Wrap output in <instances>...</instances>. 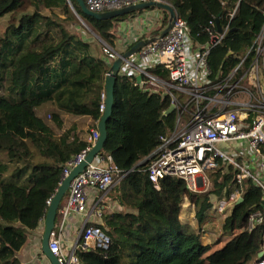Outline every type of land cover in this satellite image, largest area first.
Returning <instances> with one entry per match:
<instances>
[{
  "label": "trees",
  "instance_id": "trees-1",
  "mask_svg": "<svg viewBox=\"0 0 264 264\" xmlns=\"http://www.w3.org/2000/svg\"><path fill=\"white\" fill-rule=\"evenodd\" d=\"M157 1L175 9L198 48L210 45L219 30L224 34L207 58L212 85L222 83L246 55L237 77L250 70L255 54L248 52L264 27V0ZM163 13L166 24L169 14ZM79 18L114 47L115 25L129 16L97 21L84 15L75 0H0V21L6 22L0 35V264H19L17 256L44 222L63 170L88 146L81 125L66 126L65 117L88 119L97 130L103 116L111 67L107 48L102 54L76 33ZM150 74L170 83L162 66ZM141 80L119 77L107 122L102 154L125 174L110 192L121 210L103 215L98 225L109 246L84 248L80 243L79 264H256L264 252V220L253 229L248 221L257 211L264 213V189L252 179L239 185V171L222 167L207 173L213 190L203 194L190 192L177 178L163 179L159 188L149 181L154 153L176 131L181 109L169 112L171 95L144 92ZM174 96L180 100L176 91ZM237 189L243 201L233 205L219 239L204 245L202 233L181 220L184 202L194 207L201 226L213 208L211 197H228Z\"/></svg>",
  "mask_w": 264,
  "mask_h": 264
},
{
  "label": "built area",
  "instance_id": "built-area-1",
  "mask_svg": "<svg viewBox=\"0 0 264 264\" xmlns=\"http://www.w3.org/2000/svg\"><path fill=\"white\" fill-rule=\"evenodd\" d=\"M151 1L155 0H84L87 8L96 13ZM147 11L153 14V20L161 21L162 11ZM164 26L165 23L160 32L152 37L154 42L127 61L119 73L120 77L129 79L141 77L139 86L142 91L166 92L172 97L174 110L179 112L181 109L177 118L179 130L176 128L175 132L162 139L154 153V160L147 171L149 181L159 188L163 179L177 178L187 183L190 192L203 194L211 186L207 173L226 165L239 171V185L252 179L264 189V84L255 78L259 74L260 59L264 60V27L254 47L248 52L255 54L250 70L233 81L237 77V71L243 70L246 55L222 83L212 85L207 58L211 49L222 41L224 34L212 35L210 45L198 48L190 38L189 27L178 14L171 32L161 38L159 35ZM136 42L137 39L131 44ZM105 53L110 65L119 57V54L108 48ZM158 66L169 72L170 83L150 74V70ZM248 77H254L256 89L243 85L246 80H250L246 79ZM174 91L179 94L180 100L174 96ZM102 98L105 100L106 96L103 95ZM181 104L184 105L183 108ZM104 111L105 104L101 106V112ZM98 138V130L92 131L87 139V148L77 154L63 170V180L85 161ZM244 146L253 153L251 160L258 169L257 174L239 163L238 154L239 151L242 153ZM112 162L111 156L98 155L70 184L65 204L60 211L61 222L53 230L49 241L51 253L62 264H79L77 251L80 243L84 248L109 246V238L98 226L104 214V207L100 203L102 196L125 177ZM241 197L242 191L237 189L228 197L216 198L218 211H231ZM91 202L93 204L90 207ZM81 216H85L86 220L83 222L80 238L69 250H65L67 224L72 218L78 219ZM263 220L264 213L257 211L249 218V228H255ZM43 264L50 262L45 259ZM256 264H264V258Z\"/></svg>",
  "mask_w": 264,
  "mask_h": 264
},
{
  "label": "water",
  "instance_id": "water-1",
  "mask_svg": "<svg viewBox=\"0 0 264 264\" xmlns=\"http://www.w3.org/2000/svg\"><path fill=\"white\" fill-rule=\"evenodd\" d=\"M78 4V6L81 8L84 15H86L89 18L95 19L97 21H108L117 19L120 17H127L134 15L135 13L144 12L151 9H157L163 12H168L169 14V20L167 26L161 31L159 37L163 38L166 35H168L174 25L175 18L177 16V12L175 9L162 1H151L148 3L138 4L131 7H127L124 9H119L115 11H109L105 13H96L90 11L84 0H75ZM72 9L73 6L71 4ZM77 14V13H76ZM78 15V14H77ZM80 17V16H78ZM219 34H221V31L219 30ZM152 42H154V39H146L142 40L138 43H136L133 47L129 49L124 54L119 55V57L112 63L110 70L106 76L105 81V94L106 98L104 101L105 104V111L103 113V116L98 123V132H99V138L96 141L95 145L91 149V151L88 153L85 161L76 167L71 174L65 178L56 195L53 197L49 204V209L47 211L45 220H44V231L42 236V253L46 257V259L50 262V264H62L59 259L54 256L49 248V241L51 234L53 230L55 229L57 218H58V212L60 210V207L69 191V187L71 182L80 174H82L85 169L94 162L95 158L102 154V151L104 149L105 142L107 140V122L111 119L113 114V108H114V95H115V89L117 86V81L120 77L119 73L124 66V64L129 61L134 55L138 54L141 50H143L145 47L150 45ZM175 109L174 106H171L169 112H173ZM243 201L242 197L239 199L238 203H241ZM263 206H264V198H263ZM264 252L260 253L259 259H263Z\"/></svg>",
  "mask_w": 264,
  "mask_h": 264
},
{
  "label": "crops",
  "instance_id": "crops-1",
  "mask_svg": "<svg viewBox=\"0 0 264 264\" xmlns=\"http://www.w3.org/2000/svg\"><path fill=\"white\" fill-rule=\"evenodd\" d=\"M160 14L162 15L161 21L153 20L154 18L153 14L148 11H145V12H142L136 15L129 16V18L121 22L119 24L118 34L121 35L122 38L119 37L117 39L118 47L121 48V51H124L126 53L136 43L142 40L151 39L152 37H154L155 33L158 34L162 28V25H164V22L166 19L164 13H160ZM136 39H137V42L134 44H131ZM42 117H44V115ZM70 118L71 117L69 116L65 117L66 126H68V122L79 123L81 120H83V119L72 120ZM84 123L87 127V131H90V132L94 131V123L92 121L88 119H84ZM86 127L81 128L84 134L80 133V135L84 137V139L87 141L89 135L87 134V131L85 129ZM252 155L253 153L248 149V147L244 146L242 153L239 151V154H238V156H240L239 163L241 165H244L245 167H248L252 172L257 174L258 169L256 168L255 164L251 160ZM66 198H67V195L62 204H65ZM92 204L93 202L90 203V207L92 206ZM62 208L58 212L59 217L57 218L56 226L59 225L61 222L60 211L62 210ZM94 219L95 218H93V220ZM85 220H86V217L81 216L78 219L72 218L68 222L67 224L68 226H67L66 233H65V241H66L65 250H69L68 248L72 247L71 245H73L78 240V237L80 238L81 228ZM43 231H44V222L41 224V226L37 230H35L31 234L27 245L17 256L19 264H43L45 262L46 257L42 253ZM202 236H205V234H202Z\"/></svg>",
  "mask_w": 264,
  "mask_h": 264
},
{
  "label": "rangeland",
  "instance_id": "rangeland-1",
  "mask_svg": "<svg viewBox=\"0 0 264 264\" xmlns=\"http://www.w3.org/2000/svg\"><path fill=\"white\" fill-rule=\"evenodd\" d=\"M78 21H79V23L77 25H75V28H76L75 30H77L76 33L82 35L84 37V39L96 44L102 50V54H103V48L104 47L111 49L112 51H114L115 53H117L119 55L125 53L124 51H121V48L118 47V43H117L118 40L117 39L119 37L122 38L121 35L118 34V28H119L118 26L115 25V29H114V32L116 33L115 45H114V47H111V46H107L105 43H103V41H101V39L99 37H97L95 34H93V32H91L90 26L84 20L79 18ZM167 24H168V22L165 24L164 28L167 26ZM5 26H6V22L3 20L0 21V35L4 32ZM254 77H251V79H250V77L246 78V79H250V80H246L243 83V85H245L247 87H251V89H256V88H254L256 86L254 84V79H253ZM237 78L238 77H234L233 81ZM255 78L258 79L259 82L264 84V60L262 58L260 59L259 74L258 75L256 74ZM45 113H46V110H42V111L40 110L39 111V114L41 116L44 115V117L49 122H51V119L47 116V114L45 115ZM79 124L81 125V128L86 127L84 120H81L79 122ZM85 129L87 131V127ZM177 130H179V128H177ZM223 167L227 168L228 166L225 165ZM212 187H213V185L211 183L210 188L208 190H206L204 193H208V192L212 191L213 190ZM112 191H113V189L110 192H112ZM110 192H108L106 195L102 196V201H101L100 205L102 207H104V209H103L104 214L103 215H105L107 213L119 212L121 210V206L119 205V203L115 202L113 200V198H111L112 193L110 194ZM211 199L213 202V208L209 211V213L207 214V216H206V218L203 221L201 226H199V224H198V219L196 218V213L194 211V207L191 206L188 203V201L184 202L183 212L181 214L182 222L190 224V226L192 228L199 230L202 234H205V236L201 237L202 243L204 245H207L208 243L212 244L214 241H217L219 239V237L221 235V227H222L223 221L225 220V218L230 213V211H227L224 213L219 212L217 209L219 198L216 199V197L213 196V197H211Z\"/></svg>",
  "mask_w": 264,
  "mask_h": 264
}]
</instances>
